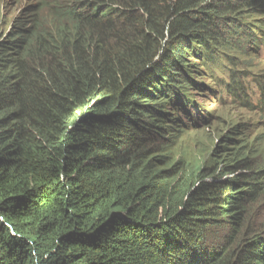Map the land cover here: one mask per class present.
I'll return each mask as SVG.
<instances>
[{
	"label": "trees",
	"instance_id": "1",
	"mask_svg": "<svg viewBox=\"0 0 264 264\" xmlns=\"http://www.w3.org/2000/svg\"><path fill=\"white\" fill-rule=\"evenodd\" d=\"M262 32L264 0H35L0 40V264H264L251 141L161 169L133 121L178 119L194 65Z\"/></svg>",
	"mask_w": 264,
	"mask_h": 264
},
{
	"label": "rangeland",
	"instance_id": "2",
	"mask_svg": "<svg viewBox=\"0 0 264 264\" xmlns=\"http://www.w3.org/2000/svg\"><path fill=\"white\" fill-rule=\"evenodd\" d=\"M20 6L18 0H0L2 31H5V28H11L18 16ZM259 57L264 58V53ZM253 58L254 56L250 55L244 59L243 66H247ZM258 65L260 68L254 70L261 71L264 68V60ZM218 75L219 70L213 74L216 77ZM213 76L205 77L201 82L202 87L192 86L189 92L195 98L196 104L210 113L212 121L210 127L198 131L187 128L174 136H169L164 130L162 134L158 133L146 142L151 155L155 157L154 164L159 168L176 166V169L186 166L193 170L197 167L199 169L210 167L211 170L220 172L230 153L240 145L239 136L241 139L251 141L252 149L259 150L260 155H264V109L258 108L250 98L251 104L243 103L233 106L229 103L227 95L212 93L217 88ZM140 123L143 124L141 121ZM155 131L160 132L157 129ZM131 145V143L126 144L124 148L127 149ZM261 204L258 202L254 205V220L257 225L264 222V205L261 206ZM219 231L220 229L217 228L213 233L216 234ZM213 241L216 245L217 241L214 239Z\"/></svg>",
	"mask_w": 264,
	"mask_h": 264
},
{
	"label": "clouds",
	"instance_id": "3",
	"mask_svg": "<svg viewBox=\"0 0 264 264\" xmlns=\"http://www.w3.org/2000/svg\"><path fill=\"white\" fill-rule=\"evenodd\" d=\"M18 3L21 4L20 6V11L18 13V16L16 17V19L14 20V23L12 24L11 28H5V31H2L0 28V40L2 38H6L7 35L13 30L14 25L19 21V18L22 16V14L24 13V10L27 9L29 6L31 7L33 4H35V0H18ZM6 22V20L4 21ZM0 26H1V16H0ZM258 37V36H257ZM258 40V38H257ZM256 40V41H257ZM255 41V42H256ZM254 46V45H253ZM261 46V45H260ZM250 55H253L254 58L253 60L247 65V66H243L244 65V59H246L247 57H249ZM260 53L255 51V48L253 47L252 49L250 48L248 50V54L243 55L241 57L240 60H236L240 61V63H237L239 65L240 70L243 69L244 71H247L248 73L251 72H261L262 70H264V68H262L261 71H257L254 69L260 68V65H257L256 62L260 61ZM222 61V60H221ZM220 60L217 62H221ZM194 64V62H192ZM194 66H196V73H194V79L196 80L195 83H190L188 85H186V92H183V97L187 98V99H192L191 101L194 102L192 103H186V109L185 111H178L177 115H178V119H173V118H165L164 116H162L161 118L158 116V112L155 109H149V108H145L146 111H151L152 113L149 115H143V119H147V124L151 123L152 120L149 117L151 116H156L159 120L164 121L159 122L158 123V127L160 128H155V127H150L148 125H146L147 128L151 129L152 131H145L144 135L145 138L142 141H146L148 142L149 139L153 138L154 135H158V133L162 134L164 130H166L169 134V136H174L178 133H180L182 130H185L187 128L193 129L194 131H198V130H205L211 126L212 121H211V115L209 112L206 111V109L202 108L201 106H198L195 102V98L189 94V92L191 91L190 88L193 87H202L203 84L201 83L202 80L205 79V77L208 78H212L213 74L217 72V66L216 69L211 70L210 67L208 66H201V65H197L195 64ZM228 74V72H227ZM240 75V74H239ZM219 77V78H218ZM213 76V79L216 82V89L213 90L212 93H216V94H222V95H227L229 98V103L233 106L237 105V104H243V103H248L251 104L249 101V98L241 95V91L239 86L240 84V78L239 80L236 81L235 78L231 77L230 74H228L227 76L224 75L223 76ZM198 84V85H196ZM230 85L231 87H228L227 85ZM235 89H238L237 91H235ZM234 93L239 94L238 96H235ZM243 97V98H241ZM157 102L159 100H156ZM186 102V101H184ZM160 103V101H159ZM258 108H260V105H256ZM163 107V106H162ZM168 106H164V108ZM159 108V107H158ZM163 109V108H162ZM210 111L212 112L211 108L209 107ZM164 111H166L167 109H163ZM264 112V110H263ZM213 113V112H212ZM145 116H147V118H145ZM205 119H208V123L205 124ZM264 120V119H263ZM143 128V127H141ZM155 129L159 130L160 132L155 131ZM260 151L257 155L259 158H263L264 155H260Z\"/></svg>",
	"mask_w": 264,
	"mask_h": 264
},
{
	"label": "bare ground",
	"instance_id": "4",
	"mask_svg": "<svg viewBox=\"0 0 264 264\" xmlns=\"http://www.w3.org/2000/svg\"><path fill=\"white\" fill-rule=\"evenodd\" d=\"M260 86H262V85H260ZM133 121H134V125H135V123H137V121H138V123H140V121L138 119H133ZM141 121H143V124L140 123L139 126L136 129H137L138 132H143V133L137 135V137H136L137 139H140V138L144 139L145 138L144 132L146 131L147 119H142ZM140 127H143V128L140 129ZM208 127H209V125H208ZM217 251L218 250H213L212 253L211 252L209 254L205 253L204 257L206 259H209L213 255H215ZM204 252H207V251H204Z\"/></svg>",
	"mask_w": 264,
	"mask_h": 264
}]
</instances>
